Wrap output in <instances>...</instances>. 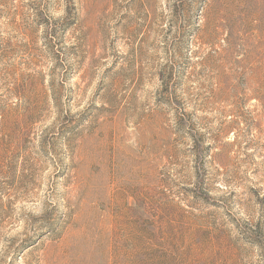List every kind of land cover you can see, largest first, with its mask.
I'll use <instances>...</instances> for the list:
<instances>
[{"label": "rangeland", "instance_id": "374dc122", "mask_svg": "<svg viewBox=\"0 0 264 264\" xmlns=\"http://www.w3.org/2000/svg\"><path fill=\"white\" fill-rule=\"evenodd\" d=\"M0 264H264V0H0Z\"/></svg>", "mask_w": 264, "mask_h": 264}]
</instances>
